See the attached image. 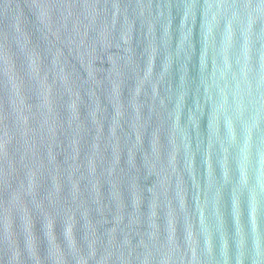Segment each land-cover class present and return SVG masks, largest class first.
<instances>
[{"label":"water","instance_id":"95a60500","mask_svg":"<svg viewBox=\"0 0 264 264\" xmlns=\"http://www.w3.org/2000/svg\"><path fill=\"white\" fill-rule=\"evenodd\" d=\"M0 264H264V0H0Z\"/></svg>","mask_w":264,"mask_h":264}]
</instances>
